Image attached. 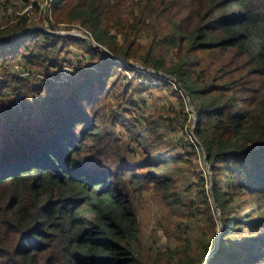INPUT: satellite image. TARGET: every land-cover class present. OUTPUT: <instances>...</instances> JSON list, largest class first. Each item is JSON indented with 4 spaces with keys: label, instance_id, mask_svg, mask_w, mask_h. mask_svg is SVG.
Segmentation results:
<instances>
[{
    "label": "trees",
    "instance_id": "1",
    "mask_svg": "<svg viewBox=\"0 0 264 264\" xmlns=\"http://www.w3.org/2000/svg\"><path fill=\"white\" fill-rule=\"evenodd\" d=\"M177 2L139 0L137 9L127 12L120 3L57 0L51 31L44 27L50 12L40 23L27 14L5 15L0 67L20 58L42 69V75L39 84L32 80L29 85H23L26 79L19 75L0 78V264H147L137 249L138 218L126 184V179L137 183L139 175L124 158L119 136L98 125V105L112 85L117 88L118 81H124L113 84L126 73L117 69L139 74L123 61H138L173 76L198 99L196 131L208 162H232L218 173L223 177L227 173L229 179L226 188L215 193L219 205L227 207V198L233 201L247 192L264 197V0ZM77 19L96 43L121 61L110 60L84 38L53 32ZM160 19L172 22L166 43L177 47L178 55L171 64L164 62L165 53H153L154 47L138 41L151 34L150 28L163 22ZM71 42L86 49L90 63L79 68V76L70 83L45 78L50 68L59 66L58 56L68 52ZM226 48H233L239 58L229 78L224 70L196 77L192 69L196 53ZM13 85L23 86L26 97L39 95L42 102L27 104L24 98L22 112L7 107L16 91L10 96ZM144 147V166L160 170L174 159V151L163 154L150 143ZM89 148L97 156L84 157ZM167 177L154 181L165 183ZM253 204L257 208L244 219L227 214L223 239L208 264H264V204ZM210 220L216 226V220ZM242 225L251 233L237 244ZM211 254L204 243L192 260L185 250L176 264H184L183 259L201 264Z\"/></svg>",
    "mask_w": 264,
    "mask_h": 264
},
{
    "label": "rangeland",
    "instance_id": "2",
    "mask_svg": "<svg viewBox=\"0 0 264 264\" xmlns=\"http://www.w3.org/2000/svg\"><path fill=\"white\" fill-rule=\"evenodd\" d=\"M56 1L31 0L30 3L33 4L31 13L34 15L31 20L40 23V19L46 15V12H50V18L45 21L44 27L48 29L47 31H51V23H56L55 12H52ZM85 1L114 5L120 3L124 5L122 10L128 12L137 9L139 0H83V2ZM25 3V0H0V23L7 26L4 12H8V10L11 11V15L17 14V12L21 13L17 16L27 14L25 8L28 5ZM15 10L20 11L15 12ZM121 14L126 16L124 12ZM136 14H138V10ZM182 18L183 16L178 17L177 21L179 22ZM159 21L163 22L150 28L152 33L141 35L138 41L142 45L154 47L153 53L159 51L160 56L161 53H165L164 62L168 64L177 62L178 48L168 46L166 43L172 22L163 19ZM53 32L59 36L81 37L93 46L99 45L92 39L80 19L75 20L72 24H62L60 29ZM112 34L116 35L115 30L112 31ZM105 49V51H101L110 60L121 61L117 56H113L106 47ZM196 54L197 56L193 57L194 68H192L196 77L204 72L210 71L215 74L224 70L227 74L226 78H229V73L234 71L239 60L238 53L233 48L201 51ZM58 59L59 66L50 68L44 76L57 84L70 83L75 76H79V68L86 67L90 63L86 49L82 45L72 42L68 52H62ZM198 61L200 64H197ZM123 62L122 65L126 68H136L143 78L139 79V74L134 75L132 71L117 69L119 72L126 73L117 77L113 84H116L121 78L124 81H118L117 88L112 85L107 90L109 92L107 98L98 105V116H100L98 125L104 131L119 136L122 142L120 149L124 158L131 162L133 168L136 169L135 172L139 175L140 180L137 183L126 179L129 199L138 218L137 249L147 264H176L184 257L185 250L189 251V260H192L195 251H199L205 243L212 249V254L214 253L201 263L208 264L210 258L216 255L223 239L227 214H230V217L244 219L251 208H257V205L253 204L254 202L264 204V197L257 191L255 193L247 192L243 197L233 201L230 197L227 198L226 202L229 204L227 207L219 205L215 199V193L226 188L229 179L227 173H224L226 177L218 173L224 169L225 165H232V162L228 164L224 161L208 162L196 131L200 121L199 113H197L199 111L198 99L195 96L190 97L185 87L182 84L177 85L173 76H169L165 72L150 70L138 61ZM1 65L0 78L2 79L8 78V75H19L26 79L23 85H29L28 81L32 80L36 84L40 83L37 79H40L42 69L28 65L20 58H16L5 66ZM130 87L133 89L130 90ZM14 90H16V94L17 91L25 90V88L11 86L10 96L13 95ZM22 92L27 104L42 102L39 95L33 94L31 97H26L25 92ZM260 94L259 91L257 95ZM7 107L14 109L12 104ZM139 121L140 125L137 124ZM130 126L131 129H129ZM149 143L158 145L163 154L174 151V159L167 162L166 168L156 170L157 168L152 166H144L147 161L144 146L148 147ZM155 153L150 150L151 155H155ZM90 154L97 156L89 148L84 157ZM116 155L119 156V153L117 152ZM137 165H143V167L137 169ZM112 166L115 169V164ZM166 174H169V177L164 179L165 183L154 181L163 179L161 177ZM154 176L158 179H155ZM217 179L220 180L217 181ZM210 217L216 220V226ZM241 231L238 234L239 240L235 241L237 244L246 241L247 235L251 233L250 230H246L245 225L241 226ZM246 253L247 251H245ZM182 263L190 264L187 259H183Z\"/></svg>",
    "mask_w": 264,
    "mask_h": 264
},
{
    "label": "built area",
    "instance_id": "3",
    "mask_svg": "<svg viewBox=\"0 0 264 264\" xmlns=\"http://www.w3.org/2000/svg\"><path fill=\"white\" fill-rule=\"evenodd\" d=\"M32 7H33V4H30V5H28L25 8V12L27 13V15H29V17L31 19L34 16L31 13L32 12V10H31ZM20 14L21 13L18 12L16 15H20ZM4 28H5V26L0 23V30H3ZM24 98H25L24 93L22 91H17V93L14 95L13 101L11 103L12 107L14 109H17L18 111H21L22 110V106H23Z\"/></svg>",
    "mask_w": 264,
    "mask_h": 264
},
{
    "label": "water",
    "instance_id": "4",
    "mask_svg": "<svg viewBox=\"0 0 264 264\" xmlns=\"http://www.w3.org/2000/svg\"><path fill=\"white\" fill-rule=\"evenodd\" d=\"M22 34V32L20 33V35ZM64 34V33H63ZM71 34V33H70ZM16 36H19V35H16ZM15 36V37H16ZM14 38V37H13ZM97 47H99L101 50H103V51H105L106 49H105V47H103L102 45H97ZM206 158H207V156H206ZM212 255H214V253L212 254Z\"/></svg>",
    "mask_w": 264,
    "mask_h": 264
},
{
    "label": "crops",
    "instance_id": "5",
    "mask_svg": "<svg viewBox=\"0 0 264 264\" xmlns=\"http://www.w3.org/2000/svg\"><path fill=\"white\" fill-rule=\"evenodd\" d=\"M5 14L9 13L8 16L11 15V11L8 10V12H4ZM18 13V12H17Z\"/></svg>",
    "mask_w": 264,
    "mask_h": 264
}]
</instances>
